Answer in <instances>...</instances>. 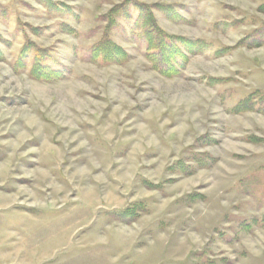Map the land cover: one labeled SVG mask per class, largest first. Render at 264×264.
<instances>
[{"label":"rangeland","instance_id":"rangeland-1","mask_svg":"<svg viewBox=\"0 0 264 264\" xmlns=\"http://www.w3.org/2000/svg\"><path fill=\"white\" fill-rule=\"evenodd\" d=\"M252 93L264 0H0V264H264Z\"/></svg>","mask_w":264,"mask_h":264},{"label":"trees","instance_id":"trees-1","mask_svg":"<svg viewBox=\"0 0 264 264\" xmlns=\"http://www.w3.org/2000/svg\"><path fill=\"white\" fill-rule=\"evenodd\" d=\"M53 75L55 74L53 73ZM233 111L237 113H241L244 111H256V112L264 114V94H261V93L250 94L245 99L241 100L234 107ZM263 222H264V217H263Z\"/></svg>","mask_w":264,"mask_h":264}]
</instances>
